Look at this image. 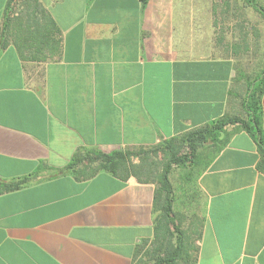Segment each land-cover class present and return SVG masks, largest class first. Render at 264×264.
<instances>
[{
	"label": "crops",
	"instance_id": "0c3cea01",
	"mask_svg": "<svg viewBox=\"0 0 264 264\" xmlns=\"http://www.w3.org/2000/svg\"><path fill=\"white\" fill-rule=\"evenodd\" d=\"M54 24L0 0V264H135L156 183L60 171L84 148L152 146L247 118L237 65L264 66L247 0H38ZM5 32V33H4ZM6 35V43L1 40ZM264 129V94L261 98ZM204 158L196 264H264V153L239 123Z\"/></svg>",
	"mask_w": 264,
	"mask_h": 264
},
{
	"label": "trees",
	"instance_id": "16d2710c",
	"mask_svg": "<svg viewBox=\"0 0 264 264\" xmlns=\"http://www.w3.org/2000/svg\"><path fill=\"white\" fill-rule=\"evenodd\" d=\"M17 0H9L5 16L8 17ZM145 6L148 0H141ZM247 3L264 17V5L258 0H247ZM22 11L28 17L29 24L34 26L32 33H38V23L53 25L38 0H23ZM5 33V32H4ZM1 40L6 43V35ZM264 94V66L256 76L248 81L243 107L247 118L225 115L218 120L193 129L181 136L164 140L153 146H139L124 150L102 151L99 148L79 150L71 161L60 171H72L78 178L88 179L100 171H107L122 179L135 176L140 182L156 183L154 197L155 228L152 240H145L137 247L135 264H196L198 241L200 238L201 218L193 222V228L185 229L182 224V213L175 209V189L171 181L174 165H185L188 161L204 159L198 154L200 148L211 141L219 149L224 143L220 139L226 132V126L239 123L247 131L264 153V129L262 126L261 98ZM185 149H187L185 151ZM264 171V163L261 165ZM32 179L26 176L18 181L0 182V194L18 189ZM195 234V236H194Z\"/></svg>",
	"mask_w": 264,
	"mask_h": 264
},
{
	"label": "rangeland",
	"instance_id": "374dc122",
	"mask_svg": "<svg viewBox=\"0 0 264 264\" xmlns=\"http://www.w3.org/2000/svg\"><path fill=\"white\" fill-rule=\"evenodd\" d=\"M258 2L264 5V0H258ZM22 3L23 0H17L12 6L13 11H22ZM260 69L261 66L255 62L243 61L238 63L236 72L237 81L235 82V91L238 95H246L248 81L252 80ZM215 149L214 143L208 141L204 147L199 149L198 154L201 157L207 158ZM203 163V159H196L195 161H188L185 165H174L172 167L170 177L175 189V209L182 213V224L185 229L196 227L193 226V222H197L198 218L201 217L199 209L202 195L197 187V177Z\"/></svg>",
	"mask_w": 264,
	"mask_h": 264
}]
</instances>
